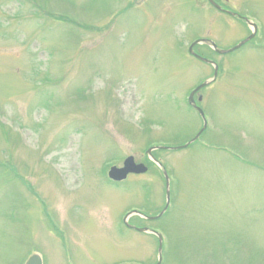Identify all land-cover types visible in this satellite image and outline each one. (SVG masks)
I'll return each instance as SVG.
<instances>
[{
  "label": "rangeland",
  "instance_id": "374dc122",
  "mask_svg": "<svg viewBox=\"0 0 264 264\" xmlns=\"http://www.w3.org/2000/svg\"><path fill=\"white\" fill-rule=\"evenodd\" d=\"M197 1L0 0V264L156 263L158 239L122 223L165 204L145 150L202 126L187 97L212 67L194 36L225 49L241 34ZM239 2L256 39L196 47L220 66L206 130L152 150L169 205L130 218L162 235L161 264H264V0ZM129 155L147 171L113 183Z\"/></svg>",
  "mask_w": 264,
  "mask_h": 264
},
{
  "label": "flooded vegetation",
  "instance_id": "af4514ba",
  "mask_svg": "<svg viewBox=\"0 0 264 264\" xmlns=\"http://www.w3.org/2000/svg\"><path fill=\"white\" fill-rule=\"evenodd\" d=\"M204 2L210 8L214 9L216 17L217 16L225 17L226 20H228V22L232 23L233 31L236 30L237 33H239V32L241 33L240 36L234 40V42H233L234 45L244 41L242 46H245V45L252 43L256 39V36L258 35L259 27H257L256 23L249 18V16H253L251 14V12L249 11V9L242 8L240 6L239 0L238 1L237 0H211V1L204 0ZM196 5L199 6L197 0H196ZM254 25H255V28H254ZM250 36H251V38H250ZM191 43H192V52L193 53H191L190 56L196 60H199L201 62H205L208 65H210L212 67V71H210V72H212V74L217 73L219 71L218 67H220L218 65V61L217 60L215 61L212 58V56L204 53L203 51L201 53V51L199 49H198L199 50L198 51L196 49V47L197 46H204L208 50H211L212 53L219 55V56H222V57L228 55L229 53L222 52L223 50L217 48L216 44H215L216 43L215 40L214 39L212 40L209 36H201V35L194 36V38L190 42V44ZM234 45H232V46H234ZM232 46H229L225 49H228ZM230 53H232V52H230ZM208 62H210V63L214 62L216 64V68H215V66L209 64ZM203 89H204V87L201 88L200 90H198L192 96L195 103H197V104H200L202 102V100L204 99V96L201 92ZM129 175H131V174H129ZM119 184H120V182H119ZM131 217L132 216H130L128 218L129 225H126V227L128 229H132L131 228L132 225H135L134 223H132L133 221H131V219H130ZM135 226H137V225H135Z\"/></svg>",
  "mask_w": 264,
  "mask_h": 264
},
{
  "label": "water",
  "instance_id": "95a60500",
  "mask_svg": "<svg viewBox=\"0 0 264 264\" xmlns=\"http://www.w3.org/2000/svg\"><path fill=\"white\" fill-rule=\"evenodd\" d=\"M243 42L244 41L240 42L239 44H237L236 46L232 47L228 51H231V50H234V49L238 48L241 44H243ZM214 75H215V73H214ZM206 83H207V81H205V82L201 83L199 86H197L190 93V95L188 97V102L190 104H192L197 109V111L200 113V115L202 117H203V113H202L201 109H199L198 107H196L194 105L193 100H192V95L194 94V92H196L197 90H199L201 87L205 86ZM204 124H205V120H204ZM187 144L182 145L181 147H185ZM176 148H180V147H176ZM148 152H150V149L148 150ZM145 171H146V167L143 164H135L133 162V157L130 156V157H127L124 160L123 166L121 168L111 167L110 170H109V172H108V176H109V178L114 179V180H122L130 172L143 173ZM163 174H164L165 179H166V204H165V208H166L167 205H168V202H169V191H168L167 175H166V173L164 171H163ZM148 218H151V217H148ZM138 230H140V231H146V228L138 229ZM157 235H158V239H159V247H158V253H159V255H158V262L156 264H160V261H161V256H160V251H161V236L159 234H157ZM25 264H41L40 257L37 254H34V255L30 256L27 259V261L25 262Z\"/></svg>",
  "mask_w": 264,
  "mask_h": 264
}]
</instances>
